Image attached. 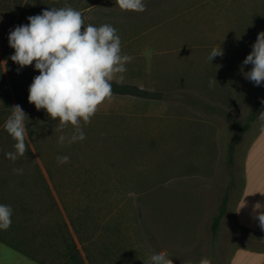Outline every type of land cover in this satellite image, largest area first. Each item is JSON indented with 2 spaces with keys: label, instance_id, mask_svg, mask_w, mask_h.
<instances>
[{
  "label": "rangeland",
  "instance_id": "1",
  "mask_svg": "<svg viewBox=\"0 0 264 264\" xmlns=\"http://www.w3.org/2000/svg\"><path fill=\"white\" fill-rule=\"evenodd\" d=\"M19 1L7 0L1 47L17 24ZM144 3L143 13L106 0L82 14L84 27L113 26L121 55L133 57L111 81L112 96L89 123L81 121L83 141L58 143L73 126L56 131L59 121L28 102L29 86L40 74L34 62L22 69L10 58L9 68L2 62L6 94L13 106L18 94L28 115L29 140L25 156L11 161L5 154L15 151L16 141L3 124L0 204L12 207L8 229L16 233L0 229V235L30 240L46 224L61 223L49 192L86 264H147L160 250L170 253L173 264H199L205 257L228 264L236 248L264 249V237L239 227L231 213L244 144L264 126L258 116L264 85L240 72L264 31V0ZM219 47L223 55L210 61ZM212 78L217 83L210 87ZM11 111L0 103V119ZM57 156L70 159L58 164ZM4 251L0 264H37L7 246Z\"/></svg>",
  "mask_w": 264,
  "mask_h": 264
},
{
  "label": "clouds",
  "instance_id": "2",
  "mask_svg": "<svg viewBox=\"0 0 264 264\" xmlns=\"http://www.w3.org/2000/svg\"><path fill=\"white\" fill-rule=\"evenodd\" d=\"M115 4L125 12L146 11L144 0H115ZM27 19L28 24L10 30L8 42L14 49L10 57L13 62L21 69L34 62L35 70L40 73L29 86L28 102L38 111L46 110L52 120L59 121L56 131H61L68 124L73 126V133L70 136L60 135L58 143L63 145L65 142L72 144L83 141L86 136L81 121L89 123L99 105L112 96L111 81L117 73L126 71V64L133 57L121 55V39L113 26L104 24L96 27L89 24L84 27L81 12L69 6L45 9L41 14ZM222 55L220 47L213 48L208 58L212 61ZM246 65H252L250 71H244ZM240 72L255 86L264 85V31L257 34ZM215 83V78H212L209 86ZM261 103L264 104V100ZM11 109L4 128L16 141L15 151L5 155L15 162L18 157L25 156L26 141L29 140L26 121L29 120L20 105H14ZM258 116L264 121V111ZM56 159L58 164H64L70 158L57 156ZM13 172L22 174L23 169L14 168ZM253 213L264 230V205L255 204ZM12 215L10 205L0 204V229L6 230L11 226ZM170 257L168 251L160 250L149 257L147 264H173ZM182 264H192V261L183 260ZM199 264L212 262L205 257Z\"/></svg>",
  "mask_w": 264,
  "mask_h": 264
},
{
  "label": "trees",
  "instance_id": "3",
  "mask_svg": "<svg viewBox=\"0 0 264 264\" xmlns=\"http://www.w3.org/2000/svg\"><path fill=\"white\" fill-rule=\"evenodd\" d=\"M73 1L75 0H54L50 2L49 0H20L17 7L19 17L15 27L18 25L28 24L29 21L27 18L29 16L39 15L45 9L53 7L59 9L65 6L73 8ZM102 1L106 0H80V5L75 7L74 10L80 11L81 14H83L86 10L94 7ZM6 4L7 0H0V24H2V15L7 10ZM13 53L14 49L9 47V43L3 45L0 61V103L10 108L13 106V103L10 96L6 94V76L3 70L2 62L5 63L7 68H9V58ZM1 90L4 91L1 92ZM16 101L18 104L21 103L20 96L18 94L16 95ZM6 119L7 118L0 119V131L3 124L6 122ZM48 197L51 199L50 202H52L50 205L55 206V209L62 221L61 223H59V221H55L54 223L46 224L43 231L40 230L39 234L30 240L17 239L15 241H11V239H7L0 235V243L15 250L37 264H86L85 258L82 256L76 241L71 236L68 225L63 220L54 198L49 192ZM20 210L22 212H27L24 207H21ZM29 214L33 213L29 211ZM220 218L221 215H218L215 218L214 226L219 223ZM11 233H16V230L8 229L5 231V234L7 235Z\"/></svg>",
  "mask_w": 264,
  "mask_h": 264
},
{
  "label": "crops",
  "instance_id": "4",
  "mask_svg": "<svg viewBox=\"0 0 264 264\" xmlns=\"http://www.w3.org/2000/svg\"><path fill=\"white\" fill-rule=\"evenodd\" d=\"M1 51L0 26V61ZM241 170V186L235 202L231 206L233 221L239 227L264 237V230L259 226V221L254 218L253 213L255 204L264 205V126H260L244 144ZM244 202L245 206L242 207ZM4 247L6 246L0 243V255L4 254ZM228 264H264V249L236 248L231 253Z\"/></svg>",
  "mask_w": 264,
  "mask_h": 264
}]
</instances>
